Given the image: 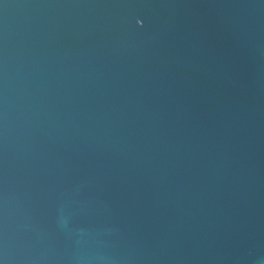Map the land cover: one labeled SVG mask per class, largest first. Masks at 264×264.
Instances as JSON below:
<instances>
[{"label": "water", "instance_id": "95a60500", "mask_svg": "<svg viewBox=\"0 0 264 264\" xmlns=\"http://www.w3.org/2000/svg\"><path fill=\"white\" fill-rule=\"evenodd\" d=\"M0 264H264V0H0Z\"/></svg>", "mask_w": 264, "mask_h": 264}]
</instances>
